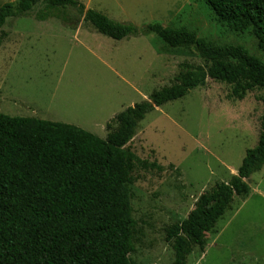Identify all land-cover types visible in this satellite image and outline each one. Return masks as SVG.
<instances>
[{
    "label": "rangeland",
    "instance_id": "rangeland-1",
    "mask_svg": "<svg viewBox=\"0 0 264 264\" xmlns=\"http://www.w3.org/2000/svg\"><path fill=\"white\" fill-rule=\"evenodd\" d=\"M18 0H0V7ZM138 30L149 24L185 28L215 45L242 46L263 60L249 33L218 24L199 0H77ZM35 7L8 19L0 45V115L34 118L78 127L100 139L117 115L168 87L187 63L202 60L182 49L160 52L154 35L113 41L81 19L74 24L41 21ZM232 87L209 79L181 100L154 109L139 124L130 148L162 170L136 171L130 186L137 223L133 264H173L165 230L185 220L201 195L227 183L246 151L257 146L264 93L243 100ZM248 194L233 202L194 248L187 264H264V166L248 180Z\"/></svg>",
    "mask_w": 264,
    "mask_h": 264
},
{
    "label": "trees",
    "instance_id": "trees-1",
    "mask_svg": "<svg viewBox=\"0 0 264 264\" xmlns=\"http://www.w3.org/2000/svg\"><path fill=\"white\" fill-rule=\"evenodd\" d=\"M214 20L235 33H249L264 54V0H199ZM34 17L69 25L80 19L113 41L156 36L160 52L182 49L204 66L182 63L168 87L117 114L105 139L78 127L34 118L0 115V264H133L137 223L130 186L136 171H161L141 161L130 143L145 117L204 87L209 79L232 87L230 97L264 93V58L242 46L215 45L185 28L149 24L138 30L86 10L77 0H18L0 7L8 19ZM264 102V98H263ZM264 166V114L257 146L248 150L227 183L200 196L187 218L165 230L173 264H187L194 248L203 252L206 235L229 210L234 197L248 194L247 180Z\"/></svg>",
    "mask_w": 264,
    "mask_h": 264
}]
</instances>
